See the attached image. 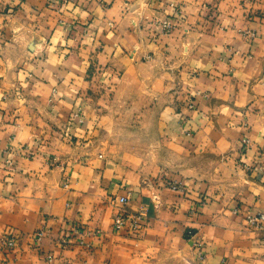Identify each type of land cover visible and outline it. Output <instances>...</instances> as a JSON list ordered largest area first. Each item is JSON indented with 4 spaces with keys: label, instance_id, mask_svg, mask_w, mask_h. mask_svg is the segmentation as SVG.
<instances>
[{
    "label": "crops",
    "instance_id": "0c3cea01",
    "mask_svg": "<svg viewBox=\"0 0 264 264\" xmlns=\"http://www.w3.org/2000/svg\"><path fill=\"white\" fill-rule=\"evenodd\" d=\"M256 214L264 0H0V264H264Z\"/></svg>",
    "mask_w": 264,
    "mask_h": 264
},
{
    "label": "built area",
    "instance_id": "2783aa9c",
    "mask_svg": "<svg viewBox=\"0 0 264 264\" xmlns=\"http://www.w3.org/2000/svg\"><path fill=\"white\" fill-rule=\"evenodd\" d=\"M161 31L163 34H171L174 29V24L171 20L166 19L160 23ZM79 117V115H77ZM245 143H249L248 140H244ZM129 201L128 196H122L119 198V203L121 205H125ZM145 216V209H141L139 212L136 213H126L123 210L115 217L114 219V227L117 230H120L126 226V224H130L131 228L135 229L142 219ZM248 224L256 229L264 230V215L263 214H256L248 216L247 218ZM44 236V232L40 231L37 234V238L40 240ZM12 243V239L9 240ZM52 258H50V261Z\"/></svg>",
    "mask_w": 264,
    "mask_h": 264
}]
</instances>
